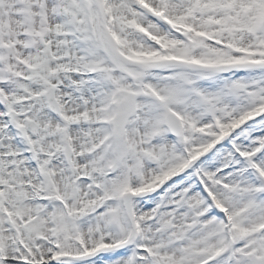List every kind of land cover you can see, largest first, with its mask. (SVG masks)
<instances>
[{"label": "snow or ice", "instance_id": "6c2138e0", "mask_svg": "<svg viewBox=\"0 0 264 264\" xmlns=\"http://www.w3.org/2000/svg\"><path fill=\"white\" fill-rule=\"evenodd\" d=\"M0 264H264V0H0Z\"/></svg>", "mask_w": 264, "mask_h": 264}]
</instances>
